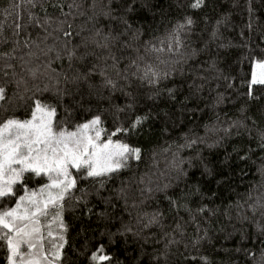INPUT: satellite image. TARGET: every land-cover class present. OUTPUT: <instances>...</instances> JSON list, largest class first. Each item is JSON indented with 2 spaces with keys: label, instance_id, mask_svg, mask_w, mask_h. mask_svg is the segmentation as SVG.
I'll return each mask as SVG.
<instances>
[{
  "label": "trees",
  "instance_id": "16d2710c",
  "mask_svg": "<svg viewBox=\"0 0 264 264\" xmlns=\"http://www.w3.org/2000/svg\"><path fill=\"white\" fill-rule=\"evenodd\" d=\"M16 2L0 0V23L9 38L0 50H11L18 40V54L29 50L25 41L55 45L61 53L35 61H50L51 74L29 80V87L48 86L35 95L55 106L68 127L99 115L102 138L126 129L112 139L140 149V159L102 178L103 186L79 179L66 197L60 264H90L100 245L111 264H264V84L250 85L254 61L264 59V0H204L197 9L190 7L193 0H78L81 7L72 9V0L21 5L22 25L28 11L53 22L47 40L41 26L12 36ZM187 18L192 24L180 29ZM64 19L73 25L68 47L83 60L69 61L55 40ZM133 61L171 74L149 84L132 75ZM8 89L11 96L15 84ZM16 105L0 111V120L27 118V105ZM138 118L145 119L133 128ZM149 181L162 190L142 194ZM25 182L35 188L45 181ZM156 212L160 223L145 227ZM7 255L0 248V264H7Z\"/></svg>",
  "mask_w": 264,
  "mask_h": 264
},
{
  "label": "snow or ice",
  "instance_id": "6c2138e0",
  "mask_svg": "<svg viewBox=\"0 0 264 264\" xmlns=\"http://www.w3.org/2000/svg\"><path fill=\"white\" fill-rule=\"evenodd\" d=\"M203 4L204 0H193L190 7L197 9ZM21 5L35 8L37 0H18L14 4V22L10 25L13 29L12 36L19 37L20 32L28 25L41 26L47 33L44 37L47 40L52 35L47 32V28L51 27L53 22L50 18L41 20L28 11V22L22 25L19 11ZM80 7L78 0H72L69 4L70 9ZM77 14L83 15L82 12ZM64 15L70 16L72 12ZM192 22L191 18H187L186 25H180V29L191 25ZM72 27L73 25L64 19L60 20L54 29L60 34L55 40L63 45L69 61L76 57L75 47H68L73 37ZM100 34L98 30L96 36ZM103 39L107 41L108 38ZM8 40L5 36V25L0 23V45L7 44ZM96 43L98 47H107L106 43ZM175 43L177 47L180 46L178 32L175 35ZM33 45L34 49L39 51L34 50ZM23 46L29 49L24 54H18V40L13 41L11 50H0V111L7 110L9 105L16 107V101H20L27 105L29 113L27 118L23 119L13 115L0 120V248L6 249L8 253L7 264H60L64 247L63 232L66 230L62 219L66 197L71 196L79 179L99 180L103 186L102 178L110 179L113 174L127 168L129 160H139L140 149L112 139L118 132H126V129L117 128L108 134L106 139L102 138L105 130L99 115L72 127L58 120L56 107L35 95L36 92L48 90V86L40 89L39 85L34 83L29 87V80L35 82L42 76L51 79L48 71L50 61L43 66L35 61L40 59V55L47 57L52 52H55L56 58L59 59L61 53L55 45L41 48L35 41L31 45L25 41ZM167 47L168 51H172L171 43ZM151 50L163 52L164 48L154 47ZM76 58L83 60L84 56ZM17 62L20 72L16 71ZM131 66L134 68L132 75L152 85L171 74L152 64L142 67L133 61ZM255 68L260 69V72L257 74L253 71L251 84H264V60H258ZM76 78L78 77H73ZM10 83H14L16 89L11 96L8 89ZM106 84L116 88L111 79H106ZM29 91L33 94L25 96ZM249 96H252L251 88ZM143 119L145 118H138L133 123V128L141 124ZM26 178H43L45 182L31 188L25 182ZM140 183L144 184L145 181L142 179ZM150 183L149 181L148 185L140 189L142 194L151 195L154 191L162 190L159 187L153 189L149 186ZM167 187L168 185H164V188ZM10 203L14 206H8ZM159 215L158 212L153 213L145 227L160 223ZM177 228L180 226L177 225ZM112 259L110 255L105 254L104 245H100L91 254L90 264H111Z\"/></svg>",
  "mask_w": 264,
  "mask_h": 264
},
{
  "label": "rangeland",
  "instance_id": "374dc122",
  "mask_svg": "<svg viewBox=\"0 0 264 264\" xmlns=\"http://www.w3.org/2000/svg\"><path fill=\"white\" fill-rule=\"evenodd\" d=\"M263 60H264V59H263ZM257 61H258V60H257ZM257 61H254V63H253L252 74H253V71H256L257 74H259V72H260V69L255 68V64H256ZM252 74H251V79H250V85H253V84H251ZM55 228H56V225L54 224V225H53V229L55 230ZM46 231H47V229H45V232H46Z\"/></svg>",
  "mask_w": 264,
  "mask_h": 264
}]
</instances>
